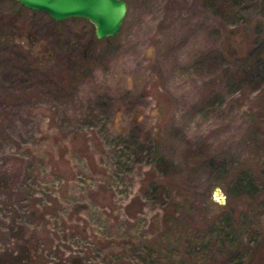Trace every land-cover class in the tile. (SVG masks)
Masks as SVG:
<instances>
[{
	"label": "rangeland",
	"instance_id": "obj_1",
	"mask_svg": "<svg viewBox=\"0 0 264 264\" xmlns=\"http://www.w3.org/2000/svg\"><path fill=\"white\" fill-rule=\"evenodd\" d=\"M124 1L97 39L0 0V264H90L95 209L161 264H264V0ZM55 197L90 216L57 235Z\"/></svg>",
	"mask_w": 264,
	"mask_h": 264
},
{
	"label": "trees",
	"instance_id": "obj_2",
	"mask_svg": "<svg viewBox=\"0 0 264 264\" xmlns=\"http://www.w3.org/2000/svg\"><path fill=\"white\" fill-rule=\"evenodd\" d=\"M235 1L233 4L238 6L237 4L240 2L239 0ZM59 24V22H56ZM1 37V35H0ZM0 42H7L6 39ZM89 43V42H88ZM87 43V47L89 48L90 44ZM84 167L87 168V163H84ZM88 169V168H87ZM234 187L239 190V194H255L257 191V180L260 179V175H251L246 169H242L237 173L234 178ZM56 198V199H55ZM53 200L42 199L39 201V220L44 219L46 216L50 217L52 220V224L54 223L55 232L57 235L61 236L62 234H66L68 231V225L72 226L73 220H79V225H82L80 221L85 222V218L90 216L85 211H81L78 214H75L76 211L72 210L73 202L76 198H68L63 199L62 201L55 197ZM56 205V206H55ZM53 209V213L49 212V210ZM87 209V207H86ZM80 214V215H79ZM97 219L96 222H89V227L87 228L85 225L80 227L82 229V233H86L88 235H84L88 237L90 249L93 252V262L90 264H161V260H164L167 263V260H170L169 255L176 254L175 248H170L167 252V255H162V257H157L154 248H146V251L143 249H137V251L132 252V242L133 236L131 231L128 229L120 228L119 226L114 225L109 219L104 218L100 213L94 210L93 214ZM92 216V215H91ZM50 222V223H51ZM219 221H215L216 223ZM96 224V226H93ZM77 224H75L76 226ZM212 225V223L210 224ZM221 230L219 233H222L223 236H226L224 227V221H220ZM74 227V226H73ZM113 230H112V229ZM209 232V231H208ZM211 235L209 233H203L204 236ZM78 240V238H75ZM41 248L39 247V252ZM143 252V253H141ZM197 252V251H196ZM28 254V251H27ZM170 256V257H171ZM40 257V256H39ZM82 257L77 254H70L67 258H60L59 263L62 264H82ZM170 264V262H169ZM179 264H184L183 261H179Z\"/></svg>",
	"mask_w": 264,
	"mask_h": 264
},
{
	"label": "water",
	"instance_id": "obj_3",
	"mask_svg": "<svg viewBox=\"0 0 264 264\" xmlns=\"http://www.w3.org/2000/svg\"><path fill=\"white\" fill-rule=\"evenodd\" d=\"M24 8L43 11L57 22L84 18L93 25L97 39L114 36L126 14L124 0H13ZM218 191V190H217Z\"/></svg>",
	"mask_w": 264,
	"mask_h": 264
}]
</instances>
